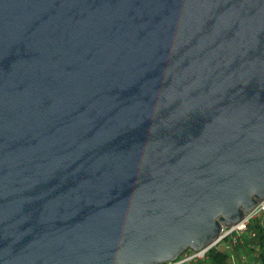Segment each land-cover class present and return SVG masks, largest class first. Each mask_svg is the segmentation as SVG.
<instances>
[{
    "label": "water",
    "instance_id": "water-1",
    "mask_svg": "<svg viewBox=\"0 0 264 264\" xmlns=\"http://www.w3.org/2000/svg\"><path fill=\"white\" fill-rule=\"evenodd\" d=\"M264 198V0H0V264H164Z\"/></svg>",
    "mask_w": 264,
    "mask_h": 264
},
{
    "label": "trees",
    "instance_id": "trees-1",
    "mask_svg": "<svg viewBox=\"0 0 264 264\" xmlns=\"http://www.w3.org/2000/svg\"><path fill=\"white\" fill-rule=\"evenodd\" d=\"M248 232H254V236L241 237L235 244L225 239L224 242L229 245V249H224L223 244L219 243L211 247L206 253V258L196 264H235L241 262L242 256L251 261L259 260L264 264V224L254 220L249 224Z\"/></svg>",
    "mask_w": 264,
    "mask_h": 264
},
{
    "label": "built area",
    "instance_id": "built-area-1",
    "mask_svg": "<svg viewBox=\"0 0 264 264\" xmlns=\"http://www.w3.org/2000/svg\"><path fill=\"white\" fill-rule=\"evenodd\" d=\"M254 220H258L261 224H264V198L258 201L256 206L249 213H247L244 219L237 225L229 228H223L222 235H224V238H222L216 244H213L200 251L186 250L182 254H180L174 261H169L164 264H196L198 261L206 258V253L211 247L216 246L219 243H222L225 249H229V245L224 242L225 239H229L232 244H235L238 240H240L241 237L254 236V232H248V226ZM235 264H261V261H251L248 258L242 256L241 262Z\"/></svg>",
    "mask_w": 264,
    "mask_h": 264
},
{
    "label": "rangeland",
    "instance_id": "rangeland-1",
    "mask_svg": "<svg viewBox=\"0 0 264 264\" xmlns=\"http://www.w3.org/2000/svg\"><path fill=\"white\" fill-rule=\"evenodd\" d=\"M241 243L243 242V240L241 239V241H240ZM225 249V248H224ZM255 254V253H254Z\"/></svg>",
    "mask_w": 264,
    "mask_h": 264
}]
</instances>
